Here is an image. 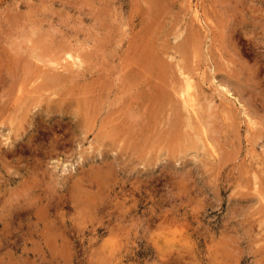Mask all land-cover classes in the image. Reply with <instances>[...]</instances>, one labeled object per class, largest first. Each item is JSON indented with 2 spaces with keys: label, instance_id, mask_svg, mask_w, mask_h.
<instances>
[{
  "label": "rangeland",
  "instance_id": "obj_1",
  "mask_svg": "<svg viewBox=\"0 0 264 264\" xmlns=\"http://www.w3.org/2000/svg\"><path fill=\"white\" fill-rule=\"evenodd\" d=\"M263 150L264 0H0V264H264Z\"/></svg>",
  "mask_w": 264,
  "mask_h": 264
},
{
  "label": "bare ground",
  "instance_id": "obj_2",
  "mask_svg": "<svg viewBox=\"0 0 264 264\" xmlns=\"http://www.w3.org/2000/svg\"><path fill=\"white\" fill-rule=\"evenodd\" d=\"M149 1V0H148ZM155 1V0H154ZM189 2V1H188ZM151 3V2H150ZM156 3V2H155ZM157 4V3H156ZM182 4V3H181ZM151 8V7H150ZM164 10V9H163ZM187 10H188V8H187ZM202 17V16H201ZM176 18H178V17H176ZM181 18V17H180ZM198 18V17H197ZM202 19V18H201ZM200 19V20H201ZM151 21V20H150ZM159 21V20H158ZM168 21V20H167ZM202 24V23H201ZM154 27V26H153ZM178 28V27H177ZM254 28V27H253ZM161 29V28H160ZM159 29V30H160ZM167 31H169V30H167ZM172 32V31H171ZM175 32V31H174ZM173 32V33H174ZM194 34V33H193ZM170 35H172V33L170 34ZM180 37V36H179ZM178 39H180V38H178ZM175 40V39H174ZM2 41H4V40H2ZM176 41V40H175ZM147 42V41H146ZM158 43H160V42H158ZM150 46V45H149ZM19 47H20V45H19ZM168 47V46H167ZM192 47V46H191ZM192 49V48H191ZM145 50H146V48H145ZM35 53V52H34ZM150 53V52H149ZM151 55V54H150ZM168 55V54H167ZM171 55V54H170ZM39 56V55H38ZM133 56V55H132ZM159 56V55H158ZM170 57V56H169ZM179 57V56H178ZM146 58V57H145ZM149 58V57H148ZM171 58H173L172 56H171ZM147 59V58H146ZM170 59V58H169ZM174 59V58H173ZM158 60H159V58H158ZM175 60H176V58H175ZM177 62V61H176ZM176 62H175V64H176ZM193 62V61H192ZM15 64V63H14ZM161 64V63H160ZM183 64V63H182ZM185 64V63H184ZM25 65V64H24ZM69 65V64H68ZM71 65V64H70ZM70 65L68 66L69 67V72L71 71L70 69ZM77 65V64H76ZM188 65V64H187ZM157 66H159V65H157ZM181 66V65H180ZM238 66V65H237ZM47 67V66H46ZM58 67V66H57ZM62 67H63V65H62ZM64 67H65V65H64ZM67 67V66H66ZM26 68V67H25ZM50 68H52V67H50ZM79 68V67H78ZM77 68V69H78ZM28 69V68H27ZM31 69V68H30ZM73 69H75L74 67L72 68V70ZM165 69V68H164ZM163 70V69H162ZM162 70H161V72H162ZM175 70V69H174ZM195 70V69H194ZM74 71V70H73ZM80 71V70H79ZM172 71V70H171ZM179 71L180 72H178V73H180L181 75H182V78L180 79V86L179 87H176V86H174V85H172V83H171V86H172V88H174V90L176 91V93H178L179 95H180V97H181V101H182V104H183V106H184V108H186L189 112H191V113H189V114H194V116H195V118L197 119V117H200L201 115L199 114L200 113V111H199V107H198V99H197V97H196V94L194 93V91H193V88H194V81H193V78H192V76L191 75H189L188 73H186V72H184L183 70H182V68L180 67V69H179ZM77 72V71H76ZM168 72V71H167ZM166 72V73H167ZM193 72V71H192ZM38 73H40V76H42V78H41V80H46V82L47 83H49V84H51V85H54V84H58V83H64L65 81H67V78L68 77H65L64 75H62L61 73H57V72H50V70H39L38 71ZM66 73H67V71H66ZM70 73H72V72H70ZM196 73V72H195ZM172 74V73H171ZM72 75V74H71ZM173 76H176V73H175V75H173ZM180 76V75H179ZM72 77V76H71ZM178 77V76H177ZM75 78V77H74ZM167 78V77H166ZM169 78V77H168ZM9 79V78H8ZM174 79H175V77H174ZM40 80V81H41ZM71 80V79H70ZM35 81V80H34ZM164 81V80H163ZM169 81V80H168ZM167 81V82H168ZM71 82V81H70ZM166 83V82H165ZM216 83V82H215ZM30 85H31V83H29ZM217 84V83H216ZM63 85V84H62ZM35 86H37V85H35ZM56 86V85H55ZM59 86V85H58ZM64 86V85H63ZM4 87V86H3ZM2 87V88H3ZM168 87H170V86H168ZM225 87V86H224ZM22 88V87H21ZM36 88V87H35ZM34 87H33V89L31 88V90H33L34 92H31L30 94H32V96H34V93H36L35 92V90H39L40 88H41V86H40V88L38 89V88H36L35 89ZM150 88V87H149ZM167 88V87H166ZM226 88H228L227 86H226ZM35 89V90H34ZM62 89V88H61ZM199 89V88H198ZM44 90V89H43ZM49 90V89H48ZM149 90V89H148ZM173 90V89H172ZM226 90V89H225ZM228 90V89H227ZM23 91H25V90H23ZM29 91V90H28ZM45 91V90H44ZM174 91V92H175ZM40 93H41V91H39ZM149 92H151V91H149ZM24 93V92H23ZM29 93V92H28ZM39 93V94H40ZM175 93V94H176ZM4 94V93H3ZM160 94V93H159ZM203 94V93H202ZM233 94V93H232ZM36 95V94H35ZM37 95H38V93H37ZM36 95V96H37ZM41 95V94H40ZM165 95V94H164ZM39 97V96H38ZM199 97V96H198ZM203 97V96H202ZM155 98V97H154ZM152 99V98H151ZM164 99V98H163ZM157 100V99H156ZM168 100V99H167ZM175 100V99H174ZM203 100V99H202ZM209 100V99H208ZM160 102V101H159ZM178 102V101H177ZM156 103V102H155ZM161 103V102H160ZM179 103V102H178ZM210 103V102H209ZM156 105V104H155ZM180 105V104H179ZM206 105H208V104H206ZM157 106V105H156ZM169 106V105H168ZM183 106H182V108H183ZM209 106V105H208ZM160 107V106H159ZM164 107H167V106H164ZM157 109V108H156ZM156 109H155V112H156ZM161 109V108H160ZM206 110V109H205ZM150 111V110H149ZM186 111V110H185ZM226 111V110H225ZM169 112V111H168ZM202 112V111H201ZM182 113V112H181ZM187 113V112H186ZM203 113V112H202ZM226 113V112H225ZM157 114V113H156ZM208 115V114H207ZM206 115V116H207ZM157 116V115H156ZM156 116H153V118L155 117V119H156ZM184 116V115H183ZM190 117H191V115H189ZM189 116H187L188 118L187 119H189L190 117ZM141 118V117H140ZM203 118V117H202ZM133 120H134V116H133V118H132ZM138 119V118H137ZM158 119V118H157ZM169 119V118H168ZM186 119V120H187ZM195 119V120H196ZM143 120V119H142ZM171 120V119H170ZM157 121H159V120H157ZM248 121H249V119H248ZM251 121V123L253 122V120H250ZM180 122V121H179ZM188 122H192V120L191 121H188ZM199 122H200V120H199ZM199 122H198V124H199ZM128 123V122H127ZM158 123V122H157ZM211 122L209 121V124H210ZM227 123V122H226ZM207 124V123H206ZM156 126V125H155ZM166 126V125H165ZM192 126H193V124H192ZM195 127H196V124H195ZM209 127H210V125H209ZM220 127V126H219ZM219 127H218V129H219ZM182 128V127H181ZM193 128V127H192ZM198 128H199V126H198ZM198 128H196V129H198ZM203 128V127H202ZM204 128H205V126H204ZM176 129V128H175ZM183 129V128H182ZM206 129V128H205ZM217 129V128H216ZM217 129V130H218ZM130 130V129H129ZM134 130V129H133ZM140 130V129H139ZM193 130H195L194 128L192 129V132H193ZM199 130V132H200V130H202V129H198ZM212 131L214 130V129H211ZM220 130V129H219ZM180 131V130H179ZM196 131V130H195ZM204 131V130H203ZM208 131V130H207ZM211 131V132H212ZM231 131V130H230ZM188 132V131H187ZM202 132V131H201ZM216 132V131H215ZM131 133V132H130ZM194 133H196V132H194ZM229 133V132H228ZM137 134H139V131H138V133ZM206 134V133H205ZM210 134V133H209ZM213 134V133H212ZM201 135V134H200ZM214 135V134H213ZM213 135H211L210 134V138H212L213 139ZM216 135H217V133H216ZM234 135H235V133H234ZM228 136V135H227ZM230 136H233V135H230ZM142 137H145V136H142ZM262 137V136H261ZM174 138V137H173ZM198 138V137H197ZM207 138V137H206ZM199 139V138H198ZM201 139H202V136H201ZM208 139V138H207ZM212 139L210 140V141H212ZM225 139V138H224ZM200 140V139H199ZM203 140V139H202ZM209 140V139H208ZM215 140V139H214ZM226 140V139H225ZM191 141V140H190ZM227 141V140H226ZM191 142H193V141H191ZM214 142V141H213ZM205 143V142H204ZM196 144V143H195ZM208 143H206V145H207ZM211 146L212 145H214V144H212V143H209ZM218 144V143H217ZM56 145V144H55ZM205 145V144H204ZM209 145V146H210ZM54 146V145H53ZM208 145H207V148L209 147ZM210 146V147H211ZM55 147V146H54ZM206 146H204V148H205ZM214 150V149H213ZM219 150V149H218ZM221 150V149H220ZM208 151V150H207ZM217 151V150H216ZM264 151V150H263ZM262 151V152H263ZM210 152V151H209ZM255 152H257L256 150H255ZM254 152V153H255ZM261 152V153H262ZM213 153V152H212ZM211 153V154H212ZM215 153V152H214ZM213 153V154H214ZM220 153V152H219ZM256 154V153H255ZM219 155H221V153L219 154ZM263 155V154H262ZM254 156H256V155H254ZM260 157H261V155H260ZM220 159V158H219ZM257 159V158H256ZM260 159V158H259ZM220 161V160H219ZM253 161V160H252ZM263 161V160H262ZM253 163H255V162H253ZM264 163V162H263ZM253 166H255V165H253ZM260 168V167H259ZM262 169V168H261ZM260 176V175H259ZM255 178V177H254ZM257 178V177H256ZM259 180V179H258ZM256 182H257V180H256ZM259 183V182H258ZM255 185V184H254ZM257 185H255V187H256ZM257 188V187H256ZM253 189H254V187H253ZM262 193V192H261ZM260 194V193H259ZM263 194V193H262ZM261 194V195H262ZM167 219V218H166ZM165 220V219H164ZM170 222V221H169ZM164 239V238H163ZM165 242V241H164ZM168 242H170V241H168ZM169 246V245H168ZM166 247H167V245H166ZM104 255H105V253H104ZM103 255V256H104ZM108 255V254H107ZM111 255H112V253H111ZM110 255V256H111ZM109 256V257H110ZM108 257V256H107ZM112 259V258H111Z\"/></svg>",
  "mask_w": 264,
  "mask_h": 264
}]
</instances>
